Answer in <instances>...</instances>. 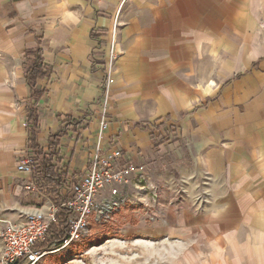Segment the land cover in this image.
I'll return each instance as SVG.
<instances>
[{"label":"crops","instance_id":"crops-1","mask_svg":"<svg viewBox=\"0 0 264 264\" xmlns=\"http://www.w3.org/2000/svg\"><path fill=\"white\" fill-rule=\"evenodd\" d=\"M113 42L102 146L148 178L126 235L159 240L182 264H264V0H0V235L48 207L35 174L17 169L33 156L31 108L53 164L68 181L86 175ZM38 51L53 75L34 88ZM157 121L181 135L155 136Z\"/></svg>","mask_w":264,"mask_h":264},{"label":"built area","instance_id":"built-area-1","mask_svg":"<svg viewBox=\"0 0 264 264\" xmlns=\"http://www.w3.org/2000/svg\"><path fill=\"white\" fill-rule=\"evenodd\" d=\"M118 19L114 24V33H117ZM110 53L106 90L103 94L102 110L98 117L99 142L89 160L88 171L76 182L68 181L69 189L61 209L70 212L68 217V237L52 249L39 248L47 241L51 234L52 224L58 223L59 208L49 199L46 209H37L25 215L21 222L4 223L1 232L3 250L0 255V264H40L46 257L59 251L71 248L85 242L91 234L92 224L103 225L112 220L113 215L127 206L128 202L138 207H147L139 197H142L147 188L142 182L147 178V165L135 164L128 160L121 149L104 151L102 142L109 129L108 97L112 84V73L121 54L115 50V44ZM18 171L33 175L35 165L32 157H26L18 163ZM135 185L137 196L130 201L128 189ZM32 190L41 193L38 187ZM66 199V200H64ZM156 212V211H155ZM148 215L147 220L154 222L157 214Z\"/></svg>","mask_w":264,"mask_h":264},{"label":"rangeland","instance_id":"rangeland-1","mask_svg":"<svg viewBox=\"0 0 264 264\" xmlns=\"http://www.w3.org/2000/svg\"><path fill=\"white\" fill-rule=\"evenodd\" d=\"M168 124L169 121L154 122V135L171 140L181 135L175 122ZM184 143V140L176 141L177 145L187 146ZM147 180L142 182V186H147ZM133 194L136 195V191L130 192V201L135 199ZM131 203L128 202L125 208L113 215L112 220L103 225L93 221L90 237L85 242L50 255L40 264H182V256L175 254L176 251L170 250L171 255H165V248L159 244V240L153 242L143 235H126L134 221H139L133 217L137 216L134 213L138 209Z\"/></svg>","mask_w":264,"mask_h":264},{"label":"trees","instance_id":"trees-1","mask_svg":"<svg viewBox=\"0 0 264 264\" xmlns=\"http://www.w3.org/2000/svg\"><path fill=\"white\" fill-rule=\"evenodd\" d=\"M40 52L41 51H38L39 55L37 63L29 74V83L34 88L38 80H50L53 75L52 68L44 63ZM41 96H43V93L35 89L33 92V100L35 103H38ZM28 122L31 133L30 149L33 154L32 157L35 165L34 174L37 186L46 196L49 197L54 205L59 208L57 213L58 223L52 224L50 238L39 246V248L42 249H52L53 247L60 245L69 235L68 217L70 212L67 209H61V204L63 202L61 189L67 184L68 176L65 171L53 164L54 157L56 156L57 161L61 162L54 146H51V148L45 152L40 145L38 139V133L40 130L39 115L35 106L29 110Z\"/></svg>","mask_w":264,"mask_h":264}]
</instances>
